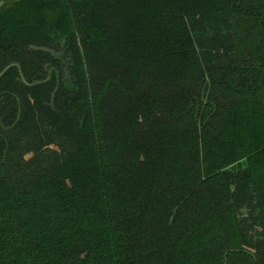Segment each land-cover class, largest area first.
Instances as JSON below:
<instances>
[{
	"label": "trees",
	"instance_id": "16d2710c",
	"mask_svg": "<svg viewBox=\"0 0 264 264\" xmlns=\"http://www.w3.org/2000/svg\"><path fill=\"white\" fill-rule=\"evenodd\" d=\"M0 1V264H264V0Z\"/></svg>",
	"mask_w": 264,
	"mask_h": 264
},
{
	"label": "water",
	"instance_id": "95a60500",
	"mask_svg": "<svg viewBox=\"0 0 264 264\" xmlns=\"http://www.w3.org/2000/svg\"><path fill=\"white\" fill-rule=\"evenodd\" d=\"M66 1H67V3H68V7H69V11H70L71 20H72L73 24L75 25V21H74V16H73V11H72V8H71L70 0H66ZM1 5H2V1H0V6H1ZM8 68H9V66L6 67V68L0 73V75H2V74H3Z\"/></svg>",
	"mask_w": 264,
	"mask_h": 264
}]
</instances>
